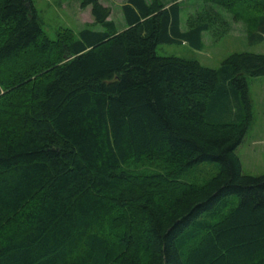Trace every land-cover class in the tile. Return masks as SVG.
<instances>
[{"label":"trees","instance_id":"trees-1","mask_svg":"<svg viewBox=\"0 0 264 264\" xmlns=\"http://www.w3.org/2000/svg\"><path fill=\"white\" fill-rule=\"evenodd\" d=\"M209 1L264 43V0ZM88 6L102 29L53 40L34 0H0V264H264V173L237 154L264 53L218 68L161 56L202 50L216 20L183 30L181 1L127 0L119 30L110 6ZM144 159L168 169L126 189L122 166Z\"/></svg>","mask_w":264,"mask_h":264},{"label":"rangeland","instance_id":"rangeland-1","mask_svg":"<svg viewBox=\"0 0 264 264\" xmlns=\"http://www.w3.org/2000/svg\"><path fill=\"white\" fill-rule=\"evenodd\" d=\"M125 0H101L105 5L112 8L111 19L119 28H126L122 4ZM173 0H166L171 2ZM182 3L181 27L183 30L189 28L188 18L194 17L197 23L213 22L215 30L205 32V41L202 50H196L190 46L161 44L157 47V53L161 56L192 57L199 60L204 66L218 68L222 61L230 54L238 51L263 52L264 43L252 45L248 40L249 24L247 15L238 14L237 9L215 4L209 0H178ZM43 28L46 34L53 40L59 37H77L79 31L86 26L94 29H102L100 24H92L93 17L91 6L81 7L82 0H34ZM245 4V3H244ZM196 15V16H195ZM61 34V35H60ZM250 92L255 109L256 122L246 135L243 143L237 149L241 158L242 170L245 174L260 175L264 173V77L251 78L249 80ZM209 165L205 172L213 169ZM213 166V165H212ZM121 168L127 180L125 188L135 187L138 183V174H154L168 169V166L160 160L142 161L130 160ZM198 167V166H197ZM214 167V166H213ZM196 168V167H195ZM188 173L184 180L191 183H200L205 174H199L198 169ZM134 189H137L135 187Z\"/></svg>","mask_w":264,"mask_h":264},{"label":"crops","instance_id":"crops-1","mask_svg":"<svg viewBox=\"0 0 264 264\" xmlns=\"http://www.w3.org/2000/svg\"><path fill=\"white\" fill-rule=\"evenodd\" d=\"M126 1H127V0H125L124 3H125ZM102 3H103V2H102ZM124 3H123V4H124ZM103 4H104V3H103ZM123 4H122V5H123ZM104 5H105V4H104ZM106 6H107V5H106ZM110 18H111V16H110Z\"/></svg>","mask_w":264,"mask_h":264}]
</instances>
